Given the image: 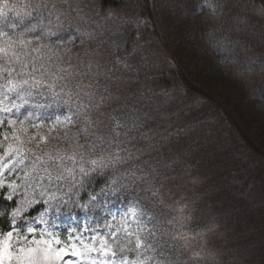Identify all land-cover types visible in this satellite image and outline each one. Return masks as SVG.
<instances>
[{
    "label": "rangeland",
    "instance_id": "374dc122",
    "mask_svg": "<svg viewBox=\"0 0 264 264\" xmlns=\"http://www.w3.org/2000/svg\"><path fill=\"white\" fill-rule=\"evenodd\" d=\"M102 1L6 0L35 18L30 30L0 34V123L8 115L18 139L0 160V184L10 178L5 194L17 200L11 223L19 247L38 249L44 260L54 234L59 256L51 264H264L261 160L220 109L175 84L169 60L141 38L150 24L136 0H115L118 9ZM155 4L165 26L183 34V55L206 61L199 44L228 77L225 91L235 100L222 101L262 149L258 114L247 113L264 111L262 7L255 0ZM208 15L210 30L195 34L193 18ZM220 33L239 37L240 50L225 40L217 48ZM241 38L252 51L244 72ZM211 66L196 65L194 76L210 82ZM111 117L122 121L115 132Z\"/></svg>",
    "mask_w": 264,
    "mask_h": 264
},
{
    "label": "trees",
    "instance_id": "16d2710c",
    "mask_svg": "<svg viewBox=\"0 0 264 264\" xmlns=\"http://www.w3.org/2000/svg\"><path fill=\"white\" fill-rule=\"evenodd\" d=\"M255 3L260 5L264 10V0H255ZM136 5L140 13L148 19L150 24L148 25V28H146V31L143 33L141 38L152 39L154 44H157V47L160 49L161 54L169 60L168 63L170 67V72L175 80V84L179 88H181L189 98L206 101L215 109H220L222 113L225 114L224 116L227 118V121L229 122L233 133L243 140L246 149L253 153L257 158H259L262 164L264 165V147L261 149L260 146L256 142H254L250 134H248L249 130L248 127L245 125V122H243V120L238 118L236 115L232 114V109L227 107V104L225 103V101L228 100L227 96H230L229 99L231 101L235 100V97H232L228 92L225 91L228 88V85L226 84L228 77L226 78L223 75L222 77L225 78V81L221 79L219 67L212 64L211 61L208 59L210 57L208 53L204 52L205 48L203 46L200 47L199 44H196V49L198 50V53H205V55L208 57L206 61H200L199 56L197 54H195V57L189 60L188 57L185 56V54L183 55L186 50L185 46L187 44L186 41L183 40V34H181L180 32L174 34L170 31L169 26H165L166 24L162 22V18L160 17V14L157 10L155 0H136ZM101 7L103 9H118L120 7V3L116 2L115 0H103ZM212 13L214 14L216 12L213 11ZM210 17L211 15H208L207 17H202L201 21H199L198 18H193V22L196 27L194 32L195 34H201L202 32H208V30H210V25L208 26L209 23H206L207 18ZM217 39L220 43L217 44L216 47L219 49L221 47L219 45H221V42L225 40L229 47H231L234 51L237 52L240 50H236V46L238 48L241 47L240 38H235L233 34L220 33V36H218L215 40ZM241 39V45H243V53L241 55H238V62L242 64V70L244 72L245 63L251 59L252 51L249 45L250 41H246L244 38ZM131 41V43H134L136 40L132 38ZM193 50L192 51L196 53L194 48ZM248 52H250L251 54H249ZM219 55V53H216V56ZM196 65L200 69H204L202 68V66L210 67L212 65L207 73V77H210V82L205 80H203L202 82L194 76V70ZM250 76L251 77L249 78L250 81H253L252 83L257 81L256 75L250 74ZM254 112H257L258 114V118H256L257 125L261 126V129L264 130V111L255 106L250 107V109H247V113H252L250 116H255ZM16 135L17 132L12 128L11 124L9 123L8 115L5 116V118L0 123V160L5 159L9 155V153L13 151L14 147H17L16 142L18 139ZM9 180L10 178L7 180L4 179V185L0 189V196H3V198L0 199V229L7 227L5 217L8 218L9 222L12 221V213L17 207V200H9L5 194V185L8 183ZM13 202H15L16 204L15 208L5 207L6 205L12 204ZM43 207V204L38 205L34 210H32L29 215H27V217L34 218L36 215L39 214Z\"/></svg>",
    "mask_w": 264,
    "mask_h": 264
},
{
    "label": "snow or ice",
    "instance_id": "6c2138e0",
    "mask_svg": "<svg viewBox=\"0 0 264 264\" xmlns=\"http://www.w3.org/2000/svg\"><path fill=\"white\" fill-rule=\"evenodd\" d=\"M34 19V17H31V13L25 12L24 14H21V12L16 9L15 5L9 7L5 0L3 6H0V34L14 35L17 28H20L21 31L30 30L34 26ZM6 29H10L11 33ZM89 99L91 101V97H89ZM98 108V104L93 105L94 110ZM128 118L131 119L132 117L129 116ZM111 119L113 120L115 127L110 129V131L115 132V128H120L122 126V121L117 117H111ZM100 122L101 121L98 117L96 121L97 125ZM116 134L118 135V133ZM0 187H3V185L0 184ZM2 198L3 196H0V199ZM8 199H12L11 193L8 194ZM5 207L15 208L16 204L13 202ZM131 214L135 215L134 207ZM15 215L16 213H13V216ZM5 221L7 222V227L0 229V264H51V258L53 256H59V248L53 251V243L56 245L59 244V241L54 238V234H49V241L51 242H44V260H41L34 255L39 251L38 249H25L23 247H19L20 237L16 232L15 226L8 221L7 217H5ZM21 224L22 226L20 230L23 231V222H21ZM27 231L34 232L35 230L28 228ZM25 238L29 239L30 237Z\"/></svg>",
    "mask_w": 264,
    "mask_h": 264
}]
</instances>
